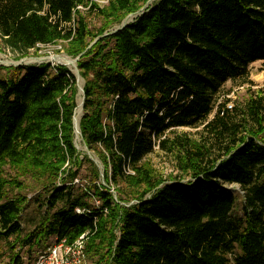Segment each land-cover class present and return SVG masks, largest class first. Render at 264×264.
Listing matches in <instances>:
<instances>
[{
	"label": "trees",
	"instance_id": "16d2710c",
	"mask_svg": "<svg viewBox=\"0 0 264 264\" xmlns=\"http://www.w3.org/2000/svg\"><path fill=\"white\" fill-rule=\"evenodd\" d=\"M147 1L0 0V41L17 59L57 44L77 58L79 137L104 181L74 143L75 75L50 62L0 65V240L42 249L84 235L91 264H264V88L229 109L216 103L225 81L246 83L249 64L264 61V0H157L103 35ZM87 14L102 20L95 31ZM197 126L198 139L167 136ZM155 145L178 174L152 166ZM83 162L92 176L75 193L71 167ZM21 178L48 210L23 238L26 198L10 195Z\"/></svg>",
	"mask_w": 264,
	"mask_h": 264
},
{
	"label": "rangeland",
	"instance_id": "374dc122",
	"mask_svg": "<svg viewBox=\"0 0 264 264\" xmlns=\"http://www.w3.org/2000/svg\"><path fill=\"white\" fill-rule=\"evenodd\" d=\"M157 0H150L148 5L155 3ZM101 4L105 3L100 1ZM135 17V14H130L128 16V21H131ZM87 20L89 29L95 31L101 24L102 20L98 18L95 14H87L85 18ZM117 28V25L109 26L108 29L104 31L103 35L108 34L107 31ZM47 57H53L48 59ZM55 57L65 59L71 58L67 56L62 50L59 44L57 45H39L38 49L35 51L31 49L29 54L25 58H36L34 61H22V58L17 59L16 54L12 53L11 51L7 50L0 41V65L3 66H11L12 63H19L18 61L22 59L21 65H28V64H38L41 62H50L51 64H62L65 65L76 77L77 85H78V97H77V104L82 99V93L79 90V87L82 86L83 80L78 74V69L76 67V61L74 62L73 66H69L68 64L64 63L63 61L57 60ZM40 58L41 60H38ZM15 66V65H12ZM249 77L248 81L241 82V80H227L222 85V91L218 95L217 102H220L224 99H228L226 102V107L229 109L235 104H239L245 101L248 96L254 94L256 90L264 88V61H255L250 63L249 66ZM10 71H1V75L6 76ZM82 110L80 111L78 117L81 116ZM202 126L197 127H178L173 131L169 132L167 136L170 138L175 136H183L186 135L191 137L192 139H198L201 134ZM75 146L79 152V157L86 153L88 158L91 159L92 162L98 164L100 170L99 179L96 181L97 183L104 184L103 181V168L102 164L99 162L98 158L95 154L88 150L86 146L82 143L79 135L77 134L74 138ZM152 166L161 173L164 177H169L178 174L177 169H175V164L173 157L168 154V152L164 150H160L158 145H155L154 151L150 153L147 157ZM77 172L75 179H73V188L75 193H81L85 191L87 188V184L91 179L90 168L88 163L83 162L79 167H71V172ZM65 176L64 174L62 177ZM23 182L22 188L19 189H12L10 190V195L18 194L24 196L26 201L23 204V208L20 213L19 221L21 224V234L20 237L23 238L26 234L34 231L42 222L45 216L48 215L47 206L45 204V195L41 188H37L36 184L30 178H21ZM232 191L237 194H242V191L237 185H230ZM112 193L114 192L113 189L110 190ZM115 194V192H114ZM90 202L94 206L99 205V201L94 200L93 198L89 199ZM135 200H131L129 203H134ZM65 205V202H58L54 209L49 211V214L52 213L57 208H61ZM235 214L241 213V198L238 197L237 205L234 211ZM115 233H118L115 230ZM14 236L9 237L6 240H0V263H7L10 257L17 253L21 261L25 263L28 260H31L34 255L41 249L40 247L33 245L31 248L28 245H21L19 242L14 244ZM13 243V247L11 244ZM47 243V242H46ZM82 264H91L90 260H86L84 258Z\"/></svg>",
	"mask_w": 264,
	"mask_h": 264
},
{
	"label": "built area",
	"instance_id": "2783aa9c",
	"mask_svg": "<svg viewBox=\"0 0 264 264\" xmlns=\"http://www.w3.org/2000/svg\"><path fill=\"white\" fill-rule=\"evenodd\" d=\"M77 213L83 210L76 208ZM84 235H81L74 242L67 244L65 240H52L45 247L40 249L31 260L20 264H82L84 255ZM19 264V263H18Z\"/></svg>",
	"mask_w": 264,
	"mask_h": 264
},
{
	"label": "bare ground",
	"instance_id": "6f19581e",
	"mask_svg": "<svg viewBox=\"0 0 264 264\" xmlns=\"http://www.w3.org/2000/svg\"><path fill=\"white\" fill-rule=\"evenodd\" d=\"M48 59H50V58H53V57H47ZM57 60H59V61H63L64 63H66V64H68L69 66H73L74 65V62H73V60H71L70 58H65V59H61V58H58V57H55ZM34 60H36V58H25V59H23L22 61H24V62H27V61H34ZM38 60H41L40 58H38ZM22 61H20V63L22 62ZM81 87V86H80ZM80 87H79V90H80ZM80 111H81V100L78 102V104H77V107H76V109H75V115H74V122H75V134L77 135H79V130H78V121H79V117H78V115H79V113H80Z\"/></svg>",
	"mask_w": 264,
	"mask_h": 264
},
{
	"label": "water",
	"instance_id": "95a60500",
	"mask_svg": "<svg viewBox=\"0 0 264 264\" xmlns=\"http://www.w3.org/2000/svg\"><path fill=\"white\" fill-rule=\"evenodd\" d=\"M149 2H150V0H148V1L146 2V4H145V5H144V6H143L138 12L135 13V16L138 15L139 13L143 12V10L145 9V7L148 6V3H149ZM129 15H130V14H129ZM129 15H127V16L123 19L122 23H121L117 28H115L114 31H116V30L122 28L126 23L129 22L128 19H127ZM22 59H23V58H22ZM22 59H20V60L18 61L19 63H12V65H21L20 61H21ZM71 60H72V59H71ZM76 60H77V58L73 59V62H75ZM80 91H81V93H83V91H82V86L80 87ZM82 104H83V97H82V99H81V110H82ZM74 113H75V111H74ZM73 124H74V128H75L74 117H73ZM78 130H79V127H78ZM78 132H79V131H78Z\"/></svg>",
	"mask_w": 264,
	"mask_h": 264
}]
</instances>
